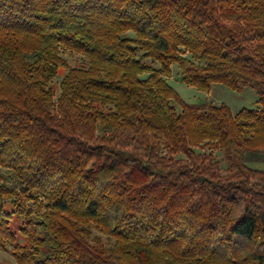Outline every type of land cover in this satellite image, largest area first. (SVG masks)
<instances>
[{"label":"trees","instance_id":"obj_1","mask_svg":"<svg viewBox=\"0 0 264 264\" xmlns=\"http://www.w3.org/2000/svg\"><path fill=\"white\" fill-rule=\"evenodd\" d=\"M174 63L259 107L186 103ZM258 165L264 0H0V248L17 264H264Z\"/></svg>","mask_w":264,"mask_h":264},{"label":"rangeland","instance_id":"obj_2","mask_svg":"<svg viewBox=\"0 0 264 264\" xmlns=\"http://www.w3.org/2000/svg\"><path fill=\"white\" fill-rule=\"evenodd\" d=\"M65 57L72 65L78 59V57H74L70 54H66ZM148 62L150 63V61ZM150 64L154 66L157 65L153 62ZM167 79L169 84L173 86L178 92L179 96L189 104L207 103L214 106L226 105L234 114L238 113L242 109L252 110L259 107L257 104L258 93L256 89L242 85L239 90H233L221 84H214L211 91H201L194 86L186 84L182 80L181 69L176 63L172 64L171 75ZM57 85L58 82H56V88ZM213 155L215 156L216 161L218 162V165L222 171L225 172L227 170L228 164L224 158L223 152L220 150L213 151ZM258 167L263 168L264 166L258 165ZM11 226L15 232H19L20 224L17 221H14ZM95 234L106 238L97 231H95ZM25 241V238L20 237V242L22 244H24ZM0 264H17L9 246L6 248H0Z\"/></svg>","mask_w":264,"mask_h":264}]
</instances>
